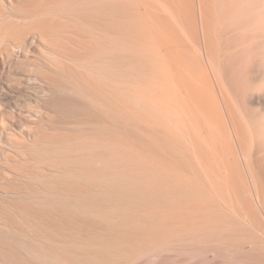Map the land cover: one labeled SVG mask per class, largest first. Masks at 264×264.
Segmentation results:
<instances>
[{"label": "bare ground", "instance_id": "bare-ground-1", "mask_svg": "<svg viewBox=\"0 0 264 264\" xmlns=\"http://www.w3.org/2000/svg\"><path fill=\"white\" fill-rule=\"evenodd\" d=\"M221 1L0 0V152L4 138L39 140L57 113L75 130L45 148L101 164L79 170L101 182L81 206L104 212L101 229L20 207L46 264L264 238V36L245 20L221 33ZM5 245L0 264H16Z\"/></svg>", "mask_w": 264, "mask_h": 264}, {"label": "rangeland", "instance_id": "rangeland-1", "mask_svg": "<svg viewBox=\"0 0 264 264\" xmlns=\"http://www.w3.org/2000/svg\"><path fill=\"white\" fill-rule=\"evenodd\" d=\"M244 1L246 3L245 8L248 10L245 11L244 9L245 12L242 11L244 6L242 3ZM220 4L217 27L221 33L225 32V26L228 25V22L241 26L242 21L245 20L253 35L256 34L257 37L264 36L262 31V27L264 28V0H222ZM226 7L230 8V13L228 9L226 14ZM221 35L218 39H221ZM257 37L255 36V38ZM17 50L19 49L17 48ZM6 77L5 75H0V84H4ZM22 97L15 98V102L19 104L18 107L24 103V98ZM54 114L51 113L53 117L51 115L48 117L53 120L44 117L41 121V123L44 122L42 126L46 125L49 127L50 125L52 128H49V130L45 128L47 129L46 131L43 129L40 133L42 137L40 136L39 140L34 141L32 140L33 137H29L25 133L24 136L19 135L13 140L4 138V141H1L5 151L4 153L0 152V241L7 243L10 250L12 248L13 250L15 249V254H18L16 258L18 262L16 261V264H46L45 260L39 256L38 250L34 249L36 246L30 244L31 241L32 243L35 241L34 238L31 240L28 237L29 232L33 228L25 220L20 209L21 206H44L54 213L65 211V213L71 214L80 222L87 220L95 223L98 226L97 230L108 224L106 222L108 219L102 216L104 212L93 213V211H84L83 208L88 205H85V202L82 203L86 194L90 193L92 195L96 191L101 190V186H99L101 182L90 175H85L83 171V174H81L79 170L85 167L87 171L84 172H97L101 169V164H85L80 160L64 157L65 153L54 152L45 148V146H48L47 144H51L50 142L53 139L73 133V130H75L68 126L65 127L60 122L62 117L58 116L57 113ZM45 122L49 125L45 124ZM52 123L55 124V127ZM78 173L81 175H77ZM79 201L80 203H78ZM81 206L84 207L82 208ZM246 231L243 234L249 232ZM250 233L247 234L250 235ZM243 234L241 231L239 235ZM248 235L245 236L246 240L251 238ZM242 237L244 238V236ZM188 239H171L167 248L161 247L162 245L158 246L157 244L159 243H154L153 248H149L150 250H139V253L135 250L136 254L133 250H128V252L126 250L122 253H117L119 254L118 257L114 256L119 264H264L263 251L254 248L256 245H259V249L264 248V238L262 240L260 238L258 241L261 245L259 243H251L252 241L246 242L244 241L245 238L241 239L239 243L237 241H231L228 244L220 241H211L202 245H198ZM242 240L245 242L243 244L244 247L239 245L243 243ZM255 241L253 240V242ZM155 244L156 247H154ZM252 244L255 245L252 246ZM150 246L152 247V245ZM76 247H78V244ZM7 249H9L8 246ZM217 253L220 257H218ZM112 258L113 260L111 259L109 262L115 261L114 257ZM106 263L108 264V262Z\"/></svg>", "mask_w": 264, "mask_h": 264}]
</instances>
